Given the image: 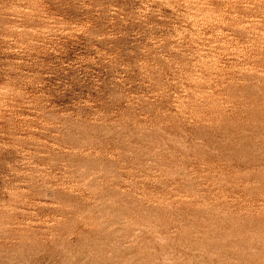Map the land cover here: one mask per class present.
<instances>
[{
    "label": "rangeland",
    "instance_id": "rangeland-1",
    "mask_svg": "<svg viewBox=\"0 0 264 264\" xmlns=\"http://www.w3.org/2000/svg\"><path fill=\"white\" fill-rule=\"evenodd\" d=\"M0 264H264V0H0Z\"/></svg>",
    "mask_w": 264,
    "mask_h": 264
},
{
    "label": "bare ground",
    "instance_id": "bare-ground-1",
    "mask_svg": "<svg viewBox=\"0 0 264 264\" xmlns=\"http://www.w3.org/2000/svg\"><path fill=\"white\" fill-rule=\"evenodd\" d=\"M157 239H158V238H157ZM159 241H160V240H159ZM161 241H162V240H161ZM161 241H160V242H161ZM161 243H162V242H161ZM177 245H178V244H177ZM164 257H165V256H164Z\"/></svg>",
    "mask_w": 264,
    "mask_h": 264
}]
</instances>
